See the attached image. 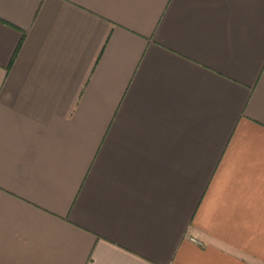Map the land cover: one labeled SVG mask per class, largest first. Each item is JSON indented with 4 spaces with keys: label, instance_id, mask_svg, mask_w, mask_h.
Listing matches in <instances>:
<instances>
[{
    "label": "crops",
    "instance_id": "0c3cea01",
    "mask_svg": "<svg viewBox=\"0 0 264 264\" xmlns=\"http://www.w3.org/2000/svg\"><path fill=\"white\" fill-rule=\"evenodd\" d=\"M0 264H264V0H0Z\"/></svg>",
    "mask_w": 264,
    "mask_h": 264
},
{
    "label": "built area",
    "instance_id": "2783aa9c",
    "mask_svg": "<svg viewBox=\"0 0 264 264\" xmlns=\"http://www.w3.org/2000/svg\"><path fill=\"white\" fill-rule=\"evenodd\" d=\"M196 240V239H195Z\"/></svg>",
    "mask_w": 264,
    "mask_h": 264
}]
</instances>
